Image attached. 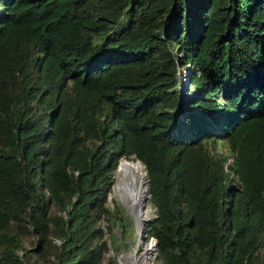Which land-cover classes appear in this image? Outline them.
<instances>
[{
  "label": "trees",
  "instance_id": "16d2710c",
  "mask_svg": "<svg viewBox=\"0 0 264 264\" xmlns=\"http://www.w3.org/2000/svg\"><path fill=\"white\" fill-rule=\"evenodd\" d=\"M129 157L159 264H264V0H0V264H115Z\"/></svg>",
  "mask_w": 264,
  "mask_h": 264
},
{
  "label": "rangeland",
  "instance_id": "374dc122",
  "mask_svg": "<svg viewBox=\"0 0 264 264\" xmlns=\"http://www.w3.org/2000/svg\"><path fill=\"white\" fill-rule=\"evenodd\" d=\"M191 71V66L187 64L185 67L179 68L177 72L179 78V88L181 90V94H183V98H185V96L188 97L193 90V88L189 85V74L191 73ZM215 149L218 152L221 151L222 153H225L227 156L226 163L230 162L231 154L227 151L224 145L217 143ZM129 158L133 159L132 157ZM123 159L124 158H120L118 160L116 169ZM141 166L143 171L145 172L142 164ZM116 169L112 174L113 181ZM111 191L112 187L110 192ZM109 195L110 194H108L105 202L109 213L99 220V224L104 231L102 239L105 241L107 246V249L103 252V262H105L108 258H112L114 259V263L118 264L122 252L133 251L135 248L140 249L141 245L146 244L151 240L154 243V239L151 237H146V234L142 230V237L140 238L137 226L135 225L129 212L121 203H119L115 199H109ZM148 204L150 210L146 213V220H151L155 216V208L152 206L149 200ZM22 243L25 247L31 246L33 243V237L30 235L23 236ZM260 255L264 257V249H260ZM147 264H159L158 260L155 257L154 246L149 254V257L147 258Z\"/></svg>",
  "mask_w": 264,
  "mask_h": 264
},
{
  "label": "bare ground",
  "instance_id": "6f19581e",
  "mask_svg": "<svg viewBox=\"0 0 264 264\" xmlns=\"http://www.w3.org/2000/svg\"><path fill=\"white\" fill-rule=\"evenodd\" d=\"M145 177L146 173L139 161L124 158L115 171L112 191L109 193V199H115L129 212L137 226L140 238L142 237L141 225L147 218L146 213L150 210ZM153 245L151 240L141 245L140 249L122 252L118 264H147Z\"/></svg>",
  "mask_w": 264,
  "mask_h": 264
},
{
  "label": "water",
  "instance_id": "95a60500",
  "mask_svg": "<svg viewBox=\"0 0 264 264\" xmlns=\"http://www.w3.org/2000/svg\"><path fill=\"white\" fill-rule=\"evenodd\" d=\"M146 186H148V183H147V181H146ZM148 197H149V194H148ZM150 220H145L143 223H142V225H141V228H140V230H144V226H145V223H148ZM154 245V248L156 247V242H155V240H154V243H153Z\"/></svg>",
  "mask_w": 264,
  "mask_h": 264
}]
</instances>
